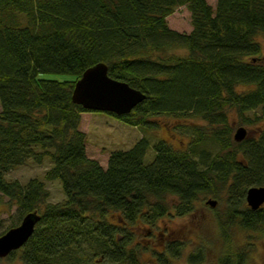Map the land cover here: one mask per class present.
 <instances>
[{"label":"trees","instance_id":"1","mask_svg":"<svg viewBox=\"0 0 264 264\" xmlns=\"http://www.w3.org/2000/svg\"><path fill=\"white\" fill-rule=\"evenodd\" d=\"M179 6L190 13L188 33L168 26ZM260 36L264 0H216L214 8L207 0H0V195L16 204L20 219L33 210L40 214L18 249L21 264H89L90 258L145 264L151 245L128 226L153 229L171 207L177 216L190 215L209 195L224 196L217 216L222 231L237 225L264 232V205L254 210L245 202L247 188L264 185V127L237 142L228 120L233 109L240 123L264 122ZM98 62L109 76L145 93L129 113H105L149 128L160 114L200 119L206 125H187L194 134L189 148L158 139L145 163L150 143L140 137L130 148L112 151L105 168L87 156L79 127L88 110L74 104L71 93L81 73ZM41 72L74 79L40 78ZM259 107L260 114L245 115ZM206 142L216 150L199 149ZM46 157L51 166L43 178L58 179L65 195L57 203L47 202L44 180L22 184L5 177ZM169 196L176 198L171 207ZM179 251L173 240L161 251L151 249L158 264H172ZM245 257L242 250L226 253L220 264H243ZM202 259L200 253L189 256L193 263Z\"/></svg>","mask_w":264,"mask_h":264},{"label":"rangeland","instance_id":"2","mask_svg":"<svg viewBox=\"0 0 264 264\" xmlns=\"http://www.w3.org/2000/svg\"><path fill=\"white\" fill-rule=\"evenodd\" d=\"M215 1L207 0L213 8ZM167 23L174 30L188 33L191 30L190 13L185 6H179L167 17ZM257 40L261 44V53L257 58L264 64V38L260 36L257 37ZM169 51L178 55L187 54L185 48H173ZM38 76L59 81L74 79V75L62 73L41 72ZM90 112V119L85 117L79 128L86 134L87 156L96 159L104 168L112 151L128 149L140 137H146L150 143L145 154V163H149L153 159L152 144L158 139L166 140L177 150H187L194 136L193 131L187 125H206L200 119L176 118L160 114L151 118L157 125H152L150 128L131 126L105 112ZM253 112L260 114L261 108L259 107L245 115L251 116ZM236 114L233 109L228 114L229 123L232 125V137L239 126L246 129L245 137L256 136L259 129L264 127V122L240 123ZM200 148L214 151L217 147L212 142H206ZM50 166L51 161L47 157L43 159L41 164L28 160L7 171L5 177L9 180L17 179L22 184L33 177L44 180L49 191L47 202L57 203L62 201L65 195L58 179L46 180L43 178L46 169ZM208 199L216 200L215 206L206 203ZM167 201L171 207L176 202V198L169 196ZM224 208V196L217 198L209 195L204 199L197 200L195 210L190 215L177 216L171 207L169 213L159 219L157 227L153 229L149 228L150 225L143 223H137L128 226V228L135 232L140 242L151 245V249L156 248L161 251L168 241H178L180 251L176 256L171 257L172 264H220L222 255L226 253L232 255L239 250L246 251L243 264H264V232L261 230H243L237 225L222 231L217 216ZM20 220L16 204L10 202L7 197L0 195V232L11 223L17 224ZM151 249L143 253V261L145 264H158L159 262H157ZM192 253H200L203 259L198 263L190 262L189 256ZM19 254L20 251L16 250V254L12 257L0 258V264H21ZM88 260L89 264H103V262H96L91 258Z\"/></svg>","mask_w":264,"mask_h":264},{"label":"water","instance_id":"3","mask_svg":"<svg viewBox=\"0 0 264 264\" xmlns=\"http://www.w3.org/2000/svg\"><path fill=\"white\" fill-rule=\"evenodd\" d=\"M144 98L145 93L141 90L130 86L124 80L109 76L107 65L103 62L87 67L75 80L71 93V101L88 111L110 112L116 115L129 113ZM245 136L246 129L239 126L233 134V139L241 141ZM245 201L251 209L261 207L264 204V185L247 188ZM206 203L215 206L216 200L208 199ZM39 219L40 214L36 210L27 212L17 225L1 233L0 258L21 248L32 235Z\"/></svg>","mask_w":264,"mask_h":264},{"label":"crops","instance_id":"4","mask_svg":"<svg viewBox=\"0 0 264 264\" xmlns=\"http://www.w3.org/2000/svg\"><path fill=\"white\" fill-rule=\"evenodd\" d=\"M91 113L90 111H84V112H81V119H80V124H81V121L84 120L85 117L89 118L90 119V114ZM85 132V131H84Z\"/></svg>","mask_w":264,"mask_h":264}]
</instances>
